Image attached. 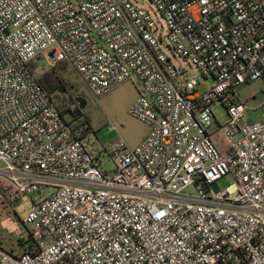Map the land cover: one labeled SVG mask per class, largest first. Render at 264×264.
<instances>
[{
  "label": "built area",
  "instance_id": "obj_1",
  "mask_svg": "<svg viewBox=\"0 0 264 264\" xmlns=\"http://www.w3.org/2000/svg\"><path fill=\"white\" fill-rule=\"evenodd\" d=\"M61 61L96 98L136 85L149 132L108 148L113 169L88 151L75 104L63 113L38 79ZM260 79L264 0H0V183L49 190L23 219L37 251L0 247V264H264V97L240 91ZM219 102L226 153L210 131Z\"/></svg>",
  "mask_w": 264,
  "mask_h": 264
},
{
  "label": "rangeland",
  "instance_id": "obj_2",
  "mask_svg": "<svg viewBox=\"0 0 264 264\" xmlns=\"http://www.w3.org/2000/svg\"><path fill=\"white\" fill-rule=\"evenodd\" d=\"M142 6H148L149 0H133ZM168 42L163 45V51L173 59L178 65H184L189 70H196L194 66H189L179 55L173 56ZM39 64L40 60L38 61ZM45 64V63H44ZM49 67H47L48 69ZM43 69V68H42ZM40 71L39 74H42ZM67 83L66 89L60 94L72 104H75L77 121H84L88 118V131L84 138V142L95 157H98L100 167L103 170H110L115 167L113 158L107 153L108 148L117 143L121 138L127 142L130 147L138 146L149 132V125L131 112V107L138 97V90L133 81H124L117 87L112 89L108 94L96 98L92 95L85 82L79 75L69 67L63 75ZM214 82L210 77L199 85V90L204 92L208 84ZM243 99L247 100L250 106H257L264 97V80H256L251 83L244 84L240 87ZM76 96H84L86 99V107L83 113L79 109ZM58 101L61 99L56 97ZM215 117L210 131L214 134V139L218 143L223 152L229 149L228 140L220 129L228 121L227 109L219 102L214 107ZM258 119L259 111H248L247 119ZM115 126L116 129H113ZM236 180L232 175H227L219 181L221 188H226ZM1 185V183H0ZM3 186V185H2ZM7 187V186H6ZM1 189L0 191V247L8 252L24 253L25 249L20 246L21 241L28 238L30 227L26 226L23 219L26 217L32 199H39L49 193L35 192L31 196L20 194L16 190L10 188ZM191 193L197 190L191 187Z\"/></svg>",
  "mask_w": 264,
  "mask_h": 264
},
{
  "label": "trees",
  "instance_id": "obj_3",
  "mask_svg": "<svg viewBox=\"0 0 264 264\" xmlns=\"http://www.w3.org/2000/svg\"><path fill=\"white\" fill-rule=\"evenodd\" d=\"M30 64H31L32 69L36 71L39 66V63L37 61H32ZM68 68H69V65L65 61H61L57 65L49 67L42 74L38 75V79L40 83L52 95L56 103L62 109L63 113H66V111L69 109V107H67V104L69 106L72 105L71 101H68L66 97L60 94L66 89L67 83L65 82L63 75L67 72ZM56 97L60 98L61 100L58 101ZM87 121H88V118H85V122ZM2 188L5 189L4 185L2 186L1 184L0 191ZM20 246H22L25 249L24 253L26 252L34 253L37 251V241L33 237L31 230H29L28 238L24 241H21ZM11 253L18 254L12 251Z\"/></svg>",
  "mask_w": 264,
  "mask_h": 264
},
{
  "label": "water",
  "instance_id": "obj_4",
  "mask_svg": "<svg viewBox=\"0 0 264 264\" xmlns=\"http://www.w3.org/2000/svg\"><path fill=\"white\" fill-rule=\"evenodd\" d=\"M49 56L50 57H53L54 56V51H51L49 53ZM76 101L80 104V107H82V108L86 107V99H85L84 96H78V97H76Z\"/></svg>",
  "mask_w": 264,
  "mask_h": 264
},
{
  "label": "flooded vegetation",
  "instance_id": "obj_5",
  "mask_svg": "<svg viewBox=\"0 0 264 264\" xmlns=\"http://www.w3.org/2000/svg\"><path fill=\"white\" fill-rule=\"evenodd\" d=\"M76 97H78V96H76ZM78 103V102H77ZM79 104V103H78ZM79 109H80V111L83 113V110L85 109V107L84 108H82V107H80V104H79Z\"/></svg>",
  "mask_w": 264,
  "mask_h": 264
}]
</instances>
